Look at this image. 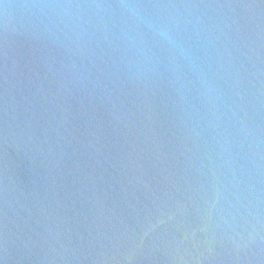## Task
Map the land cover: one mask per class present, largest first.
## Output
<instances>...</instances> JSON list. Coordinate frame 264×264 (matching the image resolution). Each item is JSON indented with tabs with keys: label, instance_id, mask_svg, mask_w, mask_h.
<instances>
[{
	"label": "water",
	"instance_id": "water-1",
	"mask_svg": "<svg viewBox=\"0 0 264 264\" xmlns=\"http://www.w3.org/2000/svg\"><path fill=\"white\" fill-rule=\"evenodd\" d=\"M0 264H264V0H0Z\"/></svg>",
	"mask_w": 264,
	"mask_h": 264
}]
</instances>
